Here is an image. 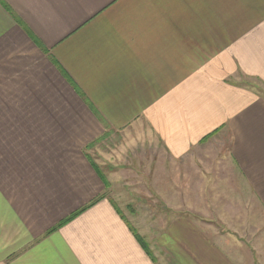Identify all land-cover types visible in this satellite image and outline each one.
I'll return each mask as SVG.
<instances>
[{
    "label": "crops",
    "instance_id": "1",
    "mask_svg": "<svg viewBox=\"0 0 264 264\" xmlns=\"http://www.w3.org/2000/svg\"><path fill=\"white\" fill-rule=\"evenodd\" d=\"M261 88L264 0H0V264H260L188 217L142 247L115 184L264 227ZM112 138L172 174H104Z\"/></svg>",
    "mask_w": 264,
    "mask_h": 264
},
{
    "label": "rangeland",
    "instance_id": "2",
    "mask_svg": "<svg viewBox=\"0 0 264 264\" xmlns=\"http://www.w3.org/2000/svg\"><path fill=\"white\" fill-rule=\"evenodd\" d=\"M240 79H242L243 83H246L247 85L253 84L258 87L253 81H249L242 77ZM261 89L262 91L264 90V88ZM115 139L116 138L110 139L108 143L107 141H104L106 145L103 146L101 144L98 150H96L97 148L95 149L96 151L92 149L88 150V155L92 161L100 167V171L104 174L118 172L117 174H114L116 176L114 179H119L121 177V174H119L118 171L119 168H115L114 165H131L132 167L127 170L128 172L124 173L125 175L132 174L134 176H146L147 172L148 174L150 173V175H160L161 172L164 176H170L172 174L170 166L166 164L165 157L162 158L164 163L162 165L157 164V166L148 164L149 160L154 158V154H156L154 151L150 153V150L148 149L145 150V152H141L138 157L137 153L129 152L128 158L127 153H124L123 151L122 153H119L118 150H115L117 145V139ZM114 155L115 158H113ZM144 155L145 157H143ZM107 156L111 159V163L103 160V158H106ZM144 158L148 160V163L141 161ZM144 164H146L145 168L143 167ZM115 185V191H120V194L123 196L121 200L125 202L124 205L129 204V206L132 207V211H126L124 206L122 207L119 205L122 214L130 221L132 228L135 229L136 233L144 241H147L148 244L149 241L153 240L155 237V225H157V227H162L169 222L170 219L177 216L188 217L209 230L212 238L220 236L219 238H222L224 242L230 241L232 243H244L248 251L251 252L254 262L255 260H259L260 264H264V227H260V224L256 223V221L262 217L261 211H236L237 215H233L231 211H170V208L168 207L170 204L169 202L171 201L169 199L163 200L162 202L159 201L157 207L153 204L154 200H146L147 210L136 211V202L138 198L143 197L141 194L146 192V187L147 192H153V188H155L154 182L152 181V183H148L147 185L138 182L134 185L131 184V187H128L126 184L122 186V183ZM121 186L123 188L120 190L119 187ZM163 187L164 190L167 187V191L170 189L169 184H164ZM141 202L143 201H140V203ZM142 204H144V202ZM229 212L231 213L229 214ZM207 227H209V229ZM235 250H237V248L234 244V249H232V251L235 253ZM248 255L250 256L249 253Z\"/></svg>",
    "mask_w": 264,
    "mask_h": 264
},
{
    "label": "trees",
    "instance_id": "3",
    "mask_svg": "<svg viewBox=\"0 0 264 264\" xmlns=\"http://www.w3.org/2000/svg\"><path fill=\"white\" fill-rule=\"evenodd\" d=\"M100 198H101V197H100ZM93 204H94V203H92V204H90L89 206H87V207L81 209L80 211L74 213L73 215H71L69 218H67V219H66L63 223H61V224H64V223L68 222V221L71 220L73 217H75L77 214H79L81 211H83V210H85L86 208L92 206ZM61 224H60V225H61ZM132 230H134V229H132ZM52 231H53V230H52ZM52 231L50 230L49 233H51ZM133 233H134V236H135L136 240H137V241L140 243V245H142V247H143V245H145L143 239H142L140 236H138V235L136 234V231H135V230L133 231Z\"/></svg>",
    "mask_w": 264,
    "mask_h": 264
}]
</instances>
